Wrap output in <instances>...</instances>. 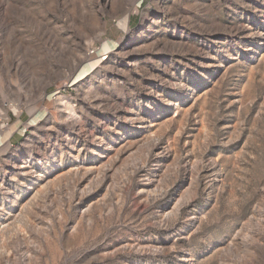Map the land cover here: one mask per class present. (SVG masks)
I'll list each match as a JSON object with an SVG mask.
<instances>
[{"label":"rangeland","instance_id":"obj_1","mask_svg":"<svg viewBox=\"0 0 264 264\" xmlns=\"http://www.w3.org/2000/svg\"><path fill=\"white\" fill-rule=\"evenodd\" d=\"M0 264H264V0H0Z\"/></svg>","mask_w":264,"mask_h":264},{"label":"bare ground","instance_id":"obj_2","mask_svg":"<svg viewBox=\"0 0 264 264\" xmlns=\"http://www.w3.org/2000/svg\"><path fill=\"white\" fill-rule=\"evenodd\" d=\"M21 164V163H20ZM23 164V163H22ZM19 165V164H18ZM24 165V164H23ZM17 166V165H16ZM27 167H25V166H22L21 167V169H23V170H25ZM29 168V167H28ZM19 169V168H18ZM26 170H28V169H26ZM24 173H25V171H24ZM22 174V173H21ZM27 176V175H26Z\"/></svg>","mask_w":264,"mask_h":264}]
</instances>
